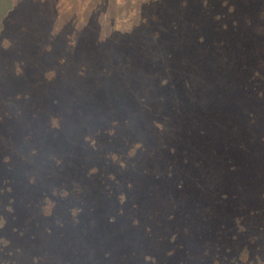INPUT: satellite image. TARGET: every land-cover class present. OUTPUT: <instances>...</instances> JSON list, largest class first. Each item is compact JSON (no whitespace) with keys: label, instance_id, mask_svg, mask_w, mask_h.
Instances as JSON below:
<instances>
[{"label":"rangeland","instance_id":"1","mask_svg":"<svg viewBox=\"0 0 264 264\" xmlns=\"http://www.w3.org/2000/svg\"><path fill=\"white\" fill-rule=\"evenodd\" d=\"M0 264H264V0H9Z\"/></svg>","mask_w":264,"mask_h":264},{"label":"trees","instance_id":"2","mask_svg":"<svg viewBox=\"0 0 264 264\" xmlns=\"http://www.w3.org/2000/svg\"><path fill=\"white\" fill-rule=\"evenodd\" d=\"M9 6V0H0V17Z\"/></svg>","mask_w":264,"mask_h":264}]
</instances>
